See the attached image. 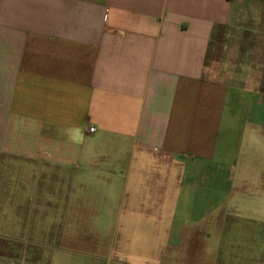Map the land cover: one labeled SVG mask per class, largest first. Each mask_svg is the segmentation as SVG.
<instances>
[{"label":"crops","instance_id":"crops-1","mask_svg":"<svg viewBox=\"0 0 264 264\" xmlns=\"http://www.w3.org/2000/svg\"><path fill=\"white\" fill-rule=\"evenodd\" d=\"M13 145L42 156L32 193L0 192L6 232L21 209L70 217V226L78 211L92 214V177L64 169L157 164L162 186L159 175L126 177L122 191L110 183L98 197L122 201L132 242L133 222L173 215L191 193L183 184L201 174L188 162L203 173L221 157L231 159V212L264 224V0H0V150ZM109 147H118L116 159L94 161ZM124 147L137 159L126 161ZM70 244L60 247L77 249ZM177 258L167 260L188 263ZM12 262L0 255V264Z\"/></svg>","mask_w":264,"mask_h":264},{"label":"rangeland","instance_id":"rangeland-1","mask_svg":"<svg viewBox=\"0 0 264 264\" xmlns=\"http://www.w3.org/2000/svg\"><path fill=\"white\" fill-rule=\"evenodd\" d=\"M9 147L7 150H0V192L11 191L15 196L32 193L37 184H29V179L39 174V168L33 164V161L38 159V153L39 156H42V153L31 150L34 148L36 150L37 147L31 149L16 145ZM118 151V147H109L108 153L104 152V156L100 151L94 152V161L104 159L106 155L110 156V160H114ZM45 155L47 161L52 160V152H46ZM121 155L126 161L137 159V149L124 147ZM222 159L221 157L208 163L203 173L196 166L198 161L188 162L201 174L193 176L192 172L193 183L183 184V188L187 191L191 190V193L184 194L186 199L181 200L179 209L173 215L168 217L162 214L154 215L148 218L149 221L141 217L144 218L143 221L133 222L137 227L132 228L137 231L132 233L134 234L132 242L127 241L129 233L125 232L126 225H129L125 220L129 219L130 213L121 206L122 201L117 199L108 201L98 197L105 194L107 190L105 187L110 183L116 185L118 183L119 191H122L121 183L126 177L132 182L135 177L158 176L163 167L152 164L138 168L134 161L126 168H102L96 166L98 162H95L92 169L81 167L64 169L76 174L82 182L86 175L92 177V191L95 195L92 214L86 215L83 211H78L70 226V217H62L60 222L57 216L44 218L27 215L28 208L18 210V213L23 214L22 219L16 216L10 217L14 221L15 231L6 232L4 228L0 229V255L13 257L12 264H49V262L50 264H87L88 261H94L91 259L92 249L94 255L99 257H95L99 262L94 264H170L167 258L175 256L178 257L177 261L186 256L188 263L185 264H264V224L258 221L250 222L246 216L238 218L231 212L233 200L229 197L232 196V185H230V177L226 176L230 173L231 159L229 162L221 161ZM48 170L52 172V169ZM80 184L78 182V188L81 187ZM158 184L163 185L160 175ZM82 191L84 190H79ZM12 202L16 207L19 204V200L16 199ZM81 202L83 200L79 199L78 204L80 205ZM5 205V201L0 200V213H5ZM196 206L200 211V228L196 227L197 225L193 226L192 223L194 215L197 216L196 211L194 214L192 212ZM202 213H205L203 217H201ZM87 218L86 229L84 223ZM3 220L0 215V222ZM242 223L252 224L253 234L248 235L245 232V224L240 226ZM21 226H23L22 230H20ZM182 229H185V232L188 229L185 235L180 233ZM156 240L160 247L155 245ZM179 240L182 242L180 247L176 248L175 245ZM70 241L76 244L77 249L60 247L61 243L71 245ZM167 244H169V248L166 249L167 258L165 257L167 261L160 263L161 261L158 260L162 259L163 250L161 246ZM199 244L202 248H199Z\"/></svg>","mask_w":264,"mask_h":264},{"label":"built area","instance_id":"built-area-1","mask_svg":"<svg viewBox=\"0 0 264 264\" xmlns=\"http://www.w3.org/2000/svg\"><path fill=\"white\" fill-rule=\"evenodd\" d=\"M88 130H89V132L93 133V132L96 131V127H95V126H90V127L88 128Z\"/></svg>","mask_w":264,"mask_h":264}]
</instances>
